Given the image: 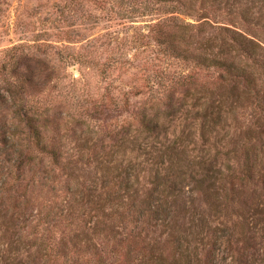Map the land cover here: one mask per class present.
<instances>
[{
  "label": "rangeland",
  "instance_id": "rangeland-1",
  "mask_svg": "<svg viewBox=\"0 0 264 264\" xmlns=\"http://www.w3.org/2000/svg\"><path fill=\"white\" fill-rule=\"evenodd\" d=\"M0 264H264V0H0Z\"/></svg>",
  "mask_w": 264,
  "mask_h": 264
},
{
  "label": "trees",
  "instance_id": "trees-1",
  "mask_svg": "<svg viewBox=\"0 0 264 264\" xmlns=\"http://www.w3.org/2000/svg\"><path fill=\"white\" fill-rule=\"evenodd\" d=\"M189 26H191V25L188 24V23L183 24L182 27L179 26L181 29L179 28L177 30L178 31L177 34L179 33L180 36L187 35V33H188L187 29H188ZM239 37L241 39H238V38L237 39L240 41L241 44H244L247 47H250V49L254 53H257V48H255L256 46H254V44H253V47H252V46H250V44H246L245 43V41L247 40V38H244L242 36H239ZM252 43H254V41L251 40V44ZM204 60L205 61H211L215 65H218V66L222 67L224 69V72L227 73V74H229V75H240L239 71H242L241 69H238V68L234 67L231 64L229 65L228 64V60H226V58H219L217 55H215L214 57H206V58H204ZM114 63H116L115 59L114 60L113 59L110 60L109 63H106L107 64L106 65L107 67L104 64V69L109 68ZM233 69H234V71H233ZM243 71H245V70L243 69ZM187 78H188V76L185 79H187ZM220 78L223 79V80H225L224 79V76H222V74H220ZM248 80H250V79L248 78ZM167 81H170L171 82L172 80L171 79H167ZM158 84L160 86H162V82L159 81ZM221 95L222 96H226L228 94H226V92H224ZM214 103H215L214 101H211V102L205 101V102H201L200 103L199 102V98H197L196 102H194L190 107H188L191 110H188L186 114H188L189 112L195 111L196 112V115L198 117L202 118V120H203L202 124H203V126H205L206 123H207V121H209V119L212 117ZM24 116H26V113L24 114ZM24 120H25V118H23V119L21 118V121H24ZM30 121H31V118L30 119H27V121H25V125H27V126L30 127ZM139 124H140L139 128H136L135 129V132L132 135V139H130V140H132L131 141L132 143L137 144V141L139 140L140 135H141L142 140L144 142L146 141L145 143L148 144L150 142V140H151V135H155V133L157 132V129L159 127V124H160V114L159 113H156V114H154V116H152L150 118H148V115L145 114L144 117H143V119H142V121H140ZM29 129H30L29 132H32L31 127ZM36 137H37L36 140L38 142V140H39L38 134H36ZM29 139H30V135H29ZM37 142H35V143L37 144ZM162 145H163V143H161V146L159 148H158V146L155 145V147L158 148V151L160 153L167 152V151H171V150L172 151H177L179 149V147H180V145L177 142H172L169 145V147H165V146H162ZM27 148H30V145ZM41 149H42V151H45L46 147H41ZM182 151L184 152V149ZM22 155H23V152H22V150H20L19 153H18V158H17V160H19V162H21V160H22ZM53 156H54L53 158L56 160L57 158L55 157L56 155L54 153H53ZM130 174L128 173V175H127L128 179L131 178L130 177ZM213 175H215V174H213ZM213 178H215V180H216L217 177H215V176H209V175L207 176V180H212ZM215 180H213V181H215ZM128 181H130V180H128ZM167 181H169V180L166 179L163 182L166 183Z\"/></svg>",
  "mask_w": 264,
  "mask_h": 264
}]
</instances>
